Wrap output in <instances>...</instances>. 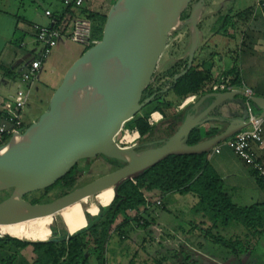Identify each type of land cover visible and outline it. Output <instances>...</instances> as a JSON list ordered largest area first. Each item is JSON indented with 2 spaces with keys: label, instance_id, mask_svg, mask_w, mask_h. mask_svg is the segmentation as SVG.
I'll return each mask as SVG.
<instances>
[{
  "label": "water",
  "instance_id": "95a60500",
  "mask_svg": "<svg viewBox=\"0 0 264 264\" xmlns=\"http://www.w3.org/2000/svg\"><path fill=\"white\" fill-rule=\"evenodd\" d=\"M192 0H118L107 16L101 42L86 51L66 72L52 96L48 112L31 124L22 135L13 136L0 148V192L12 191L0 204V223L24 215L39 218L50 212L32 215L30 208L62 210L69 203L93 194L95 186L76 190L62 199L32 206L24 196L44 191L62 180L79 161L101 156L128 168L124 180L134 179L171 156L209 154L221 143L250 127L245 119L226 116L241 91L209 93L189 107L176 132L146 150L119 147L115 139L124 125L145 106L142 95L166 48L167 37L180 24ZM206 0H198L189 19L193 43L187 69L192 68L199 45V20ZM167 91V90H166ZM251 101L264 120V98ZM247 115V114H246ZM247 119V118H246ZM212 123L226 124L224 132L194 146L185 144L193 131ZM154 148V146H157ZM98 187V185H97ZM23 204L24 207L18 205ZM39 213V212H38ZM22 217V218H21Z\"/></svg>",
  "mask_w": 264,
  "mask_h": 264
},
{
  "label": "trees",
  "instance_id": "16d2710c",
  "mask_svg": "<svg viewBox=\"0 0 264 264\" xmlns=\"http://www.w3.org/2000/svg\"><path fill=\"white\" fill-rule=\"evenodd\" d=\"M66 9L69 12L75 11L72 8ZM81 11L82 9L79 10L78 17L89 18V21L92 18L99 19L96 15L81 14ZM76 18L77 15L72 19L70 28L64 30L61 28V21L54 16L57 21L56 28L67 34L71 31ZM233 73L234 71H231L229 75ZM212 77L211 70L191 68L186 75L177 81L174 80L169 90H160L148 95L145 100L151 99L154 95L157 96L146 105L148 106L147 114L150 115L157 111L169 117L170 111L180 103L167 101L166 98L170 93H173L180 101L190 96L212 93V90L207 89L213 80ZM238 81L235 80V83ZM145 100L142 102L144 103ZM133 121H135L133 128L138 130L141 137L137 147L140 150H146L155 137L156 129L151 127L146 118L141 116H137ZM174 133L173 130L167 131V136L171 137ZM209 137L212 136L209 135ZM132 138V136L128 137L129 140ZM202 138L201 132L195 130L185 144L188 146L200 144L203 141ZM108 161L124 166L119 162ZM80 180L81 173L76 165L53 187L26 195L23 200L32 206L50 202L49 195L57 188L61 196L65 197L72 193ZM261 184L264 186L262 182ZM223 187L222 180L208 163V154L171 156L154 168L140 173L136 178L126 179L119 184L114 193L112 192L114 199L104 216L87 228H83L85 224H82L81 228L83 229L69 238L56 241L42 239L34 241L20 237L18 231L11 224L0 223V264H90L92 258L96 259L97 264H109L107 252L111 237L114 233L121 237L123 232L128 229V223L132 221L130 218L125 219L122 224L117 225L118 219L132 213L135 216L132 218L134 221H143V225L149 227V221L144 215L148 213L150 207L147 195L153 193H159L164 198L172 194H179L192 195L199 199V209L196 214H203V221L200 225L191 226L185 231L184 236L190 237L191 241L196 238V240L201 239L197 242L198 247L201 249L207 247L208 255L215 262L227 264L235 260L242 263L245 259H256V248L264 237V204L249 208L236 206L225 194ZM36 194H41V196L36 197ZM139 215H141L140 218H138ZM152 217V215H148L147 218L151 220V223H154L155 219ZM234 225L244 229V238L236 234L227 239L220 234L222 229L227 230ZM198 228L199 230H197ZM145 243L143 244L145 245ZM178 245L179 247L183 246L181 242ZM29 248L32 249L33 254L31 263L22 255L23 251ZM176 255L175 258L178 261H174V264H190L188 260L182 262ZM256 260L257 264H262L259 258ZM156 261L158 264H172L164 256H159ZM129 264L138 263L131 260Z\"/></svg>",
  "mask_w": 264,
  "mask_h": 264
},
{
  "label": "rangeland",
  "instance_id": "374dc122",
  "mask_svg": "<svg viewBox=\"0 0 264 264\" xmlns=\"http://www.w3.org/2000/svg\"><path fill=\"white\" fill-rule=\"evenodd\" d=\"M197 2L198 0H192L181 17V21L183 22L180 24L178 29H176L167 37L166 48L159 59L149 88L142 95L140 102L145 100L152 92L160 90L166 91V89L172 86L174 80L187 69L189 52L193 43V27L188 21ZM205 8L207 9V6ZM210 9L211 6L208 10ZM204 13L205 12L202 13L199 20L200 40L202 38V41L205 39V32L207 31L205 26L207 27L209 23L206 22L208 21L207 17L209 15H204ZM92 15H94V13H92ZM102 19L103 20L100 21L98 28H93L94 32L91 36L90 42L93 43L89 47H83L78 44L69 43L67 49L62 51V48L57 46L53 50L48 60H46V66L44 65V68L47 67L48 62L51 61L53 62V67L50 68L46 74L43 71L44 68L42 69L38 76V79L40 80L39 82L37 79L31 85L26 84L21 80V73L18 74L17 72H14V74H11V76H7L3 75L4 73H2V70H0V99H3L13 92L16 93L18 89L30 91V100L23 114V120L26 127L33 123H37L41 116L48 112L52 96L63 82L64 78L62 73L65 72V68H70L77 61V59L84 54L85 50L94 47L96 44L101 42L107 21V15H104ZM94 20L95 18L91 19V21ZM214 41L215 40H213V42ZM40 52L41 48L39 47L37 51L38 57ZM61 53L62 55H60ZM167 61L171 62V66L166 70L164 69V66ZM202 63L200 62L199 64ZM54 66H57L58 69L61 66V68H64V70H61V73L57 75ZM196 67L203 69L202 65ZM46 76L49 77L46 78ZM212 78L213 80L207 88L208 90H212L213 85L217 82L214 77ZM244 110L246 111L245 107ZM133 120L126 123L122 130L126 131L128 129H135L133 128L135 123ZM160 133L161 132L158 131L156 137L157 141H160L162 138ZM123 138L124 133L120 132V134L116 137L115 142L121 143ZM140 140L138 141V144L140 143ZM154 148H157V146ZM76 165L78 166L79 173H81V180L72 192L96 185L97 189L94 190L95 192L89 196L87 195L80 198V200L76 202L69 203L59 211H50V207L42 208V211H40L39 208L29 207L32 215H40L41 213H46V211L50 212L48 215H43L39 218L34 219L32 217L29 219L26 215H24L23 218L21 217L22 219L16 217V215H14L13 218L10 217V221L12 220L10 224L18 231L20 237L34 241L38 239L47 241L63 240L74 236L77 232L81 231L83 228H87L90 224L96 222V220L104 216L113 202L114 195H112V192L114 193L116 187L124 181L125 175L127 173V171L124 170L128 168L118 164L110 163L107 159L101 156H94L89 159L79 161ZM11 193L12 191L0 192V204L9 198ZM157 194V196L160 197V194ZM172 195H169L165 198V204H167L168 213L165 214L166 222L162 228H159V222L161 225L162 220H158V218L156 219L158 225L155 224L154 226V223H151V220L146 218L147 221H149V227L142 225L140 222L134 221L132 219L135 218L134 214L132 215L133 217L123 215L118 219L117 223L120 225L125 219L130 218L132 221L128 223L129 228L134 232L137 231V234L134 238L130 229H127L123 232V238L117 233H114L115 236L113 235L111 237L108 245L107 259L109 264H123L124 262H129L131 260H135L138 264H158L156 259L159 258V256L167 257V259H169L171 263L174 264V261H178L175 258V253H177L176 257L182 262H186V260H188L190 264H219L208 255L207 247L202 249L198 247L197 242L201 239L196 240V238L194 241H189V244L185 241V231L190 229L191 226L193 227L200 225V223L203 221V214H196V211L199 209V199H195V208L191 213L188 207L193 203V198H195L194 196H183L181 201H179L178 199L174 200ZM37 196H41V194H36V197ZM62 198L63 197L58 192L57 188L49 195L50 202H45L43 204L49 205L50 203L58 201ZM20 206L24 207L25 205L21 204L19 207ZM253 206H256V204ZM164 213L165 212L160 208H157V214L161 216ZM140 217L141 215H139L138 218ZM152 218L155 219V217ZM190 221L193 223L189 226V224L186 223ZM82 224H85L83 228H81ZM199 228L197 230H199ZM138 234H142L143 238L136 240ZM220 234L224 237H227V239L235 236L236 234L241 237L243 236V238L245 236L244 229L236 225L227 229L226 231L222 229ZM178 237H180L179 239L183 240L176 241L178 240ZM156 238H159L160 240H157ZM189 238L190 237H187V240L191 239ZM145 239H148V241L144 245L143 243ZM179 242H181V245L183 244L182 247H179ZM185 243L188 245H185ZM158 244L161 245L160 249ZM256 251V257L262 261V264H264V237L262 238L260 245L256 248ZM22 255L28 262H33L32 249H26L23 251ZM256 259H245L242 261V263L232 260L227 264H257ZM90 264H97L96 259L92 258Z\"/></svg>",
  "mask_w": 264,
  "mask_h": 264
},
{
  "label": "crops",
  "instance_id": "0c3cea01",
  "mask_svg": "<svg viewBox=\"0 0 264 264\" xmlns=\"http://www.w3.org/2000/svg\"><path fill=\"white\" fill-rule=\"evenodd\" d=\"M117 1L86 0L81 14L92 15L94 13L99 18V22L97 20L90 21L92 34L94 32L93 28H98L104 15L108 16ZM260 3L264 4V0H206L205 7L207 6V9L204 7L203 12H205L204 15H209L208 17L206 16L208 19L206 22L209 23L207 27L205 26L207 28L205 39L202 41L201 38L199 42L192 68L202 65L204 71L211 70V74L216 81L226 78L234 90L241 91L242 93L245 90H250L253 96L264 98V19L258 9V4ZM209 5L211 6L210 10H208ZM48 11L61 21V28L64 30L65 28H70L69 25L75 15H77V18L80 15L79 10L69 12L63 5V0H0V70L4 73L3 75L11 76L14 72L21 73L25 63L38 57L37 51L39 46L35 43L30 29L33 26L51 27L52 20L46 16V12ZM213 40L215 41L213 42ZM69 43L71 42L63 38L60 40L58 47H61L62 51H65ZM200 62L204 63L199 64ZM52 64L53 62L50 61L47 67L44 68L43 66L45 74L53 67ZM170 66L171 62L167 61L164 69L167 70ZM54 69L57 75L61 73V70H64L61 66L59 69L57 66H54ZM68 70L69 67L65 68V72L63 71V78ZM231 71H234V73L229 75ZM48 77L46 76V78ZM235 80H239L238 83H235ZM166 90H169V88ZM15 94L13 92L0 99V101L9 100ZM205 95L194 96L199 97L198 101ZM188 98L180 101L173 93L168 94L167 101L180 102L179 105L170 111L169 117L157 111L148 115V106H145L140 112L138 116L146 118L148 124L156 129L155 137L150 146L168 139L167 131L171 132L173 130V132H176L185 117L186 111L193 105L183 107ZM244 102V95L238 96L232 104H228L226 116L231 120L245 119L246 121L247 115L244 110ZM150 119L155 121V124L151 125ZM226 128V124L212 123L198 130L201 132V137H203L202 142H205L224 132ZM158 131L162 135L160 141L156 140ZM209 135L212 137L210 138ZM254 151L264 167V145L254 146ZM208 163L222 180L224 192L229 196L234 205L249 208L254 204H264V186L261 184L257 171L251 166H247L227 146H221L219 153H216L214 148L208 154ZM157 195V193L147 195L150 207L148 208V213L144 216L146 218L148 215L155 217L153 226L157 224V218L158 220H162L161 225L159 222V228H162L166 222L165 214L168 213V208L167 204H165L166 197H158ZM172 196L174 200L178 199L181 201L183 196L190 195L175 194ZM195 199L196 197L193 198V203L188 207L191 213L195 208ZM157 200H161L162 202L161 207L158 208L165 212L161 216L157 214V207L155 206V201ZM128 215L132 216L133 214L128 213ZM191 223L193 222L190 221L186 224L190 226ZM128 229L130 228L128 227ZM130 230L132 236L135 238L137 231ZM142 238V234H138L136 240ZM179 238L176 241L183 240ZM156 239L160 240L159 238ZM147 241L148 239L144 240L146 243ZM185 241L189 244L191 239L187 240L186 237ZM187 243L185 245H188ZM158 245L160 249L161 245ZM129 262L126 261L123 264H129Z\"/></svg>",
  "mask_w": 264,
  "mask_h": 264
},
{
  "label": "built area",
  "instance_id": "2783aa9c",
  "mask_svg": "<svg viewBox=\"0 0 264 264\" xmlns=\"http://www.w3.org/2000/svg\"><path fill=\"white\" fill-rule=\"evenodd\" d=\"M86 0H63V5L66 8L75 10L83 9ZM262 17L264 19V4H258ZM46 16L52 20L51 27L33 26L30 33L33 35L35 43L41 48L39 57L24 64L21 71V80L26 84H33L41 73L44 63L51 56L53 50L58 46L61 39L66 38L67 41L78 44L83 47H89L91 42V23L88 19L78 17L73 22L71 31L63 33L62 30L56 28L57 21L51 12H46ZM235 91L230 82L226 78H221L212 87L214 93H226ZM245 97V109L247 121L250 123L248 129L234 135L232 138L221 143L215 148V152L219 153L221 146L225 145L231 149L247 166L254 168L261 182L264 184V167L257 158L254 146L264 145V129L263 120L260 119L251 98L253 94L250 90L243 92ZM199 97L188 98L183 107L194 104ZM30 100V91L20 89L9 100L0 101V148L5 146L9 140L16 135H22L26 131V125L23 120V114ZM150 124H155L152 119ZM124 133V138L121 143H116L121 148H133L138 145L141 139L137 129L121 131ZM133 137L129 140L128 137ZM161 200L155 201V206L161 207ZM142 225L143 221L140 222Z\"/></svg>",
  "mask_w": 264,
  "mask_h": 264
},
{
  "label": "flooded vegetation",
  "instance_id": "af4514ba",
  "mask_svg": "<svg viewBox=\"0 0 264 264\" xmlns=\"http://www.w3.org/2000/svg\"><path fill=\"white\" fill-rule=\"evenodd\" d=\"M148 100H149V99H148ZM145 102H147V100H145ZM145 102H144V103H145ZM144 103L142 102L141 104H144Z\"/></svg>",
  "mask_w": 264,
  "mask_h": 264
},
{
  "label": "bare ground",
  "instance_id": "6f19581e",
  "mask_svg": "<svg viewBox=\"0 0 264 264\" xmlns=\"http://www.w3.org/2000/svg\"><path fill=\"white\" fill-rule=\"evenodd\" d=\"M21 205V204H20ZM19 206V205H18Z\"/></svg>",
  "mask_w": 264,
  "mask_h": 264
}]
</instances>
